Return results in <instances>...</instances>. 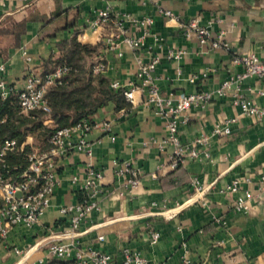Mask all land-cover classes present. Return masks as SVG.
<instances>
[{
  "label": "crops",
  "instance_id": "obj_1",
  "mask_svg": "<svg viewBox=\"0 0 264 264\" xmlns=\"http://www.w3.org/2000/svg\"><path fill=\"white\" fill-rule=\"evenodd\" d=\"M106 3L113 16L123 17L127 35H143L140 49L120 42L105 50L103 28L91 27L87 18ZM165 9L174 15H166ZM143 16L153 20L147 32L133 21ZM193 17L213 33L223 30L228 48L201 43L195 35L183 36L180 23ZM77 42L96 49L94 59L103 58L102 74L109 83H128L136 77L137 56L147 60L157 55L152 74L164 95L175 99L183 93L212 91L242 71L243 65L232 61L235 55L255 53L264 58V0H0V78L12 87L10 95L23 88L28 71L41 74L49 60ZM171 47L183 50L179 60L167 56ZM192 75H197L194 81ZM263 86V78L247 76L232 82L225 94L213 93L207 102L185 110L178 127L181 141L200 135L207 141L197 145L199 157L175 166L169 156L172 145H157L165 130L162 116L153 108L125 98L120 105L109 101L99 106L90 116L94 121L108 120L110 129H91L90 155L72 149L59 157L61 181L50 205L33 227L15 225L9 230L0 243V264H47L52 238L104 250L111 255V264H122L125 247L159 264L264 263V191L259 189V177L264 175V117L245 113L234 101L242 96L264 106V94L257 92ZM44 116L57 124L50 115ZM229 118H235L229 133L213 131ZM26 137L32 145L47 146ZM123 160L141 171L138 186L130 190L116 171V161ZM92 166L103 172V191L97 195V207L82 218L79 233L66 237L69 219L59 208L85 198L82 183ZM233 182L237 189L228 190ZM238 198L245 200L247 210L234 208ZM153 230L159 232L156 243L149 241ZM98 235L104 239L98 240Z\"/></svg>",
  "mask_w": 264,
  "mask_h": 264
},
{
  "label": "built area",
  "instance_id": "obj_2",
  "mask_svg": "<svg viewBox=\"0 0 264 264\" xmlns=\"http://www.w3.org/2000/svg\"><path fill=\"white\" fill-rule=\"evenodd\" d=\"M164 13L169 16L174 15L170 9H165ZM87 21L93 28H103L101 39L105 50L114 49L120 42L125 43L131 49H140L143 45V35H127L123 17L113 16L108 3L97 10L94 16L87 18ZM133 21L144 27L145 32L153 22L150 16L134 18ZM180 25L185 37L195 35L201 43L210 41L214 47L228 48L229 46L223 30L213 33L208 26L200 24L195 17L180 23ZM166 54L169 58L179 60L183 50L171 47ZM158 61L157 55H153L147 60L137 56L136 77L125 84L118 80H112L109 86L112 89L120 90L124 98L131 104L141 102L162 116L165 137L158 141L157 145L159 148H163L166 143L172 145L173 150L169 155L172 166L186 159L199 157L200 151L197 145L207 141L206 135H200L188 142L181 141L178 135V127L185 120L183 117L185 110L192 105L207 102L213 93L225 94L232 82L240 81L244 77L257 76L264 79V58L258 57L255 53L238 54L232 58V61L243 65L241 72L224 79L212 91L201 90L183 93L174 99L161 92L152 74ZM71 68L70 65L64 63L44 75L28 71L23 88L17 93L20 111L28 114L32 110L40 109L44 112L42 116L49 115L50 107L45 98L46 90L49 86L60 83ZM105 68L106 63L101 57L94 59L91 63V70L94 74L103 72ZM0 70H3L2 65H0ZM177 70L180 72L181 68L178 67ZM196 76L192 75L190 80L194 81ZM11 91L12 87L7 81L0 78V98L6 99L10 96ZM257 92L264 94V86L259 88ZM234 101L241 105L245 113L254 114L257 118L264 117V106L257 105L252 100L242 96L236 97ZM3 120L4 118L0 119V121ZM234 121L235 118L226 119L222 124L216 125L213 131L227 134L231 130L230 123ZM42 122L52 129L47 146L44 148L30 144L27 137L20 143L15 137H4L0 141V236L2 241L7 239L8 232L13 226L22 225L31 228L39 222L44 211L50 205L56 186L61 181V175L57 171L59 157L72 149L84 151L90 155L92 144L87 138L88 133L94 127H99L104 131L111 127L108 120L94 121L90 115L83 116L64 126ZM28 145L30 146L26 149ZM9 153L24 157L27 161L26 166L19 168L16 165H9L6 160ZM116 163L118 165L116 171L123 177V185L126 189L130 190L137 187L141 177L139 167L130 160L116 161ZM151 176L156 177V173L152 172ZM102 177L103 172L100 168L89 167L82 183V189L86 194L85 198L74 204L60 206V212L67 215L69 219V226L64 232V236L73 237L77 235L82 218L97 207V195L103 191L100 183ZM259 181V189L264 191V175L259 177ZM194 182L197 184V180ZM237 187L238 183L233 182L228 185L227 189L236 190ZM121 193L123 192L120 191ZM234 208L244 211L247 210L248 205L243 198H238L234 203ZM158 237L159 232L153 230L150 233L149 241L156 243ZM97 239L101 241L104 236L98 235ZM47 248L51 258L70 260L71 264H111L112 261L111 255L106 251L89 245L78 246L73 240L61 241L52 238ZM14 251L20 253L18 247H15ZM121 255L122 264H159L158 262H149L140 252L127 247L122 249ZM186 263L187 261L184 260L181 264Z\"/></svg>",
  "mask_w": 264,
  "mask_h": 264
},
{
  "label": "trees",
  "instance_id": "obj_3",
  "mask_svg": "<svg viewBox=\"0 0 264 264\" xmlns=\"http://www.w3.org/2000/svg\"><path fill=\"white\" fill-rule=\"evenodd\" d=\"M95 55L94 47L77 42L75 48L64 49L59 57L49 60L50 64L41 73L44 75L64 63L72 67L60 83L49 86L45 93L50 107L48 114L56 121L57 126H64L90 115L109 101L120 105L124 100L122 92L112 89L109 86V79L102 72L95 74L92 72L91 63ZM43 114L40 109L32 110L28 114L22 113L16 94L6 99L0 98V119L4 118L0 121V141L4 137H15L20 143L27 135H31L35 142H41L39 145H46L52 129L41 121ZM43 121L50 125L54 124L48 116H43ZM6 160L9 165H16L19 168L27 164L24 157L15 153H9ZM69 263L70 260L51 258L47 264Z\"/></svg>",
  "mask_w": 264,
  "mask_h": 264
},
{
  "label": "rangeland",
  "instance_id": "obj_4",
  "mask_svg": "<svg viewBox=\"0 0 264 264\" xmlns=\"http://www.w3.org/2000/svg\"><path fill=\"white\" fill-rule=\"evenodd\" d=\"M36 144L39 145V144H41V142L40 141H37Z\"/></svg>",
  "mask_w": 264,
  "mask_h": 264
}]
</instances>
